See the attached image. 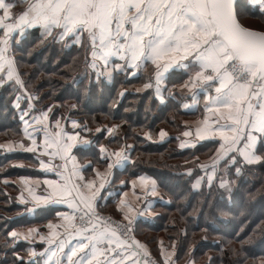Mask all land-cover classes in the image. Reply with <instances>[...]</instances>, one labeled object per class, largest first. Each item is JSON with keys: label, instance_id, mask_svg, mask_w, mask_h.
<instances>
[{"label": "snow or ice", "instance_id": "6c2138e0", "mask_svg": "<svg viewBox=\"0 0 264 264\" xmlns=\"http://www.w3.org/2000/svg\"><path fill=\"white\" fill-rule=\"evenodd\" d=\"M17 7L22 10L16 12ZM256 15L264 20V0H0V90L15 93L13 106L21 124V138L9 139L0 144V149L32 153L40 169L56 177L43 181L20 177L23 187L19 202L31 204L28 211L52 205L69 209L56 213L60 221H49L47 233L36 227L8 231L11 240L4 244L12 248L11 255L16 258L12 264H24L16 244L35 240L45 247L37 251L30 246L27 264H176L172 259L175 242L169 249L160 241L157 259L147 244L136 238V221L151 213L154 206L149 197L159 196L151 177L139 175L127 182L142 207L126 199L128 192H122L116 202L120 220L101 212V202L105 201L102 191L111 183V170L123 171L135 163L131 154L134 146L125 143L109 151L99 145L108 169L105 173L97 171L91 162H79L73 149L91 144L81 131L92 129L69 116L54 114V105L37 108L34 102L41 97L29 91L13 50L29 30L40 31L41 43L50 38L64 48L77 47L97 84L112 82L119 75L143 76L151 67L142 89H152L161 104L177 98L173 91L176 85L168 87V74L183 70L187 79L179 86L186 90L181 93V106L196 111L202 106V118L182 135L218 144L210 163L195 164L204 175L196 178L193 187L199 188L205 179L211 187L222 172L219 187L230 191L234 181L225 176L234 172L239 177L245 166L264 162V27L254 28L243 22ZM123 95L121 91L119 96ZM67 123L81 131L66 130ZM119 127H109L108 134ZM144 135L152 139L151 133ZM167 135L160 130L161 140ZM180 147L194 148L196 144L182 141ZM86 168L95 171L96 178H86ZM192 171L186 170L188 175ZM41 187L43 190L38 191ZM0 264L9 262L5 259Z\"/></svg>", "mask_w": 264, "mask_h": 264}, {"label": "trees", "instance_id": "16d2710c", "mask_svg": "<svg viewBox=\"0 0 264 264\" xmlns=\"http://www.w3.org/2000/svg\"><path fill=\"white\" fill-rule=\"evenodd\" d=\"M256 21L264 25L258 15L246 17L243 22L248 25ZM41 39L39 30H29L26 39L13 49L29 91L41 97L34 102L37 108L54 105V114L87 124L92 132L98 127L120 125L114 138L108 137L105 131L90 133L95 135L92 136L95 145L110 142L134 146L131 154L135 163L123 171H115L111 185L123 177L128 181L139 175L151 176L158 183L166 201L156 205L158 215L153 222L137 221L138 237L157 256L162 239L176 242L178 264L189 261L261 264L264 261V162L245 166L239 177L234 172L225 176L234 181L230 191L219 187L222 172L211 187L206 179L199 188L193 187L196 178L204 175L195 164L210 163L218 144L211 140L197 143L194 148L180 147L185 122L202 115V109L186 110L181 106L184 96L179 86L187 79L184 71L168 74V87L176 85L173 91L177 98L161 104L152 89L138 91L151 75V67L143 76L119 75L112 82L97 84L91 70L85 68L83 53L77 47L64 48L50 38L41 43ZM121 91L123 97L119 96ZM14 95L10 89L0 90V144L21 138ZM71 105L76 108L72 109ZM161 129L168 134L163 141L159 137ZM145 133H151L152 139H147ZM76 153L81 161L87 153L93 159L98 155L95 146L87 150L79 148ZM20 162L22 167L18 165ZM37 162L32 153H7L0 149V262L7 259L12 264L16 259L11 255L12 249L5 248L4 242L10 241L8 231L26 229L48 220L47 215L30 217L27 207L18 202V186L13 182L4 183L5 179L39 174L32 168ZM188 168L193 169L192 175L187 174Z\"/></svg>", "mask_w": 264, "mask_h": 264}, {"label": "crops", "instance_id": "0c3cea01", "mask_svg": "<svg viewBox=\"0 0 264 264\" xmlns=\"http://www.w3.org/2000/svg\"><path fill=\"white\" fill-rule=\"evenodd\" d=\"M22 10V7H17L15 9L16 12H20ZM141 90H144L142 88H140ZM182 90V89H181ZM186 93V90H182ZM201 109H202V106H201ZM38 114V113H37ZM202 118V115L196 119H191V120H188L185 122V129L184 131L186 130V128H191V129H194L198 123V121ZM73 119V118H71ZM76 120V119H75ZM63 123V121H62ZM66 127V130L68 131H81L80 129H73L72 128V125L71 123H67L65 125ZM112 127V126H110ZM102 130L101 131H105L107 133V136L108 137H111V138H114L116 137V135L118 134V130L117 129L116 131L113 132L112 135H109L108 132H107V129L109 127L106 126L105 127H100ZM100 132H96L95 130H93V134H98V133H101ZM91 132H85V131H81V136L82 137H86L88 140L91 141V144L90 145H87V146H83V145H78L77 148L73 149V152L74 154L77 156V153H76V150L79 149V148H82L83 150H87L89 149L90 147H96L97 148V152H98V155L95 156V159L96 161H94L95 159L89 157V154L87 153L86 156H84V159L83 161H81L78 156V160L81 164L83 165H87L89 162H91L92 165H94L95 169L97 171H100L101 173H105L108 171L107 169V165H106V162L104 159L101 158L100 156V152H99V145L103 144L109 151H112L114 149H118L120 147H122L124 144H120V145H112L110 142L109 143H101V144H93V138L92 136H95V135H91L90 133ZM168 136V135H167ZM167 136L165 138H167ZM183 140L184 141H194L195 144L197 143H200V142H204V141H211L210 139L209 140H197L194 136L193 137H185L183 136ZM164 138V139H165ZM163 139V140H164ZM160 139V141H163ZM6 143V142H5ZM25 143H29V141L25 140ZM131 145V144H130ZM15 152H24L23 150H20L18 149L17 151ZM43 159L47 160V157H43ZM57 163H59V161L57 160L56 161ZM33 170L37 171L39 174H35V175H31V176H28V177H32L33 179H39L40 181H43V179H56L55 175L52 174V173H45L43 172L42 169H40L39 167V163L37 162V164L35 166H32ZM120 171L119 169H116V168H113L111 170L112 172V175L109 177V179L111 180V183L110 184H106L105 185V189L102 191V195L105 196V201H102L101 202V212L106 215V216H112L113 219H116V220H120L121 219V216H120V213L116 210V202L118 199L122 198L121 197V193L122 192H128V197H126V199L132 201V203L134 205H136L138 208L139 207H142L143 205L141 204L140 201H137L135 199V197L133 196L132 194V191H131V185L130 183H127L128 181H131L132 179H135L136 177H133L131 179H129L128 181L126 180V177H123L121 180L123 181H126V183L124 185H122L120 183L121 180H119L117 183H115L116 185H111L113 180H114V176H115V171ZM85 176L86 178H89V179H94L96 178L95 176V171L91 170V169H88L86 168L85 169ZM148 176V175H146ZM148 177H151V176H148ZM153 180H155L153 177H151ZM8 182H13L15 183L18 188H19V192H18V202H19V194H20V189L23 187V185L21 184V181H20V177L18 178H15V179H7ZM156 181V180H155ZM97 182L99 183V181L97 180ZM137 184H138V187L136 189L137 192L141 191L140 187H139V182L137 181ZM156 184L158 186V183L156 181ZM158 189H159V196L157 197H149V199L153 200L154 201V206H153V209L151 210V213L147 214L145 217L143 218H140L138 219L137 221L139 220H143V221H146V220H151L152 222L154 221V218L158 215L157 213V210H156V205L158 203H165V199L163 197V195L161 194V191H160V188L158 186ZM43 188H39L38 191H42ZM111 191L112 195H108V192ZM25 195H27V193H25ZM160 197H163V200L160 199ZM20 203V202H19ZM21 204V203H20ZM23 206H26L27 209L31 208L32 205L31 204H21ZM69 211V209L65 206V205H52V206H48V207H44V206H40V207H37L35 208L33 211H28V214L30 217H33V218H37V217H40L41 215H47L48 216V220L45 221L44 223H39V224H36L34 226H30V227H36V228H39L40 231L42 233H47L48 229L46 228V225L49 221H51L52 223H58L60 221V218L56 215L57 212H67ZM136 221V223H137ZM135 223V225H136ZM28 227V228H30ZM27 229V228H26ZM26 229H15V230H18V231H25ZM136 238L138 240H140L142 243H144L139 237L138 235H136ZM9 239L11 240V238L9 237ZM163 241V244L166 248H171V245L173 242H169L168 240L166 239H162ZM146 244V243H145ZM35 247L37 249V251H42L43 248L45 247L44 244H42L39 240H35L33 241L31 244H29L28 242H24V241H20L19 243L16 244V249H18V252H19V255L20 257H23L24 258V264H27V261L29 259V255H28V252H27V249L29 247ZM148 246V245H147ZM159 247H160V244H159ZM175 247H176V242H175ZM149 250L151 251L152 253V256L154 258H157V259H160V255L157 256V254L155 252L152 251V249L148 246ZM9 249H12L11 247ZM176 255L172 258L174 261H176L175 259ZM176 264L177 261H176Z\"/></svg>", "mask_w": 264, "mask_h": 264}, {"label": "rangeland", "instance_id": "374dc122", "mask_svg": "<svg viewBox=\"0 0 264 264\" xmlns=\"http://www.w3.org/2000/svg\"><path fill=\"white\" fill-rule=\"evenodd\" d=\"M249 26L254 27V28H260V27H264L263 24H261L260 22L256 21V22H250L248 23ZM180 93H182V91H180ZM18 165H23L22 162H20ZM136 234V231H135ZM137 235V234H136ZM151 248V247H150Z\"/></svg>", "mask_w": 264, "mask_h": 264}, {"label": "built area", "instance_id": "2783aa9c", "mask_svg": "<svg viewBox=\"0 0 264 264\" xmlns=\"http://www.w3.org/2000/svg\"><path fill=\"white\" fill-rule=\"evenodd\" d=\"M134 227H135V225H134ZM154 258V257H153Z\"/></svg>", "mask_w": 264, "mask_h": 264}]
</instances>
